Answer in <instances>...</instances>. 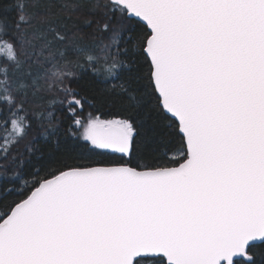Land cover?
Listing matches in <instances>:
<instances>
[{
  "label": "snow or ice",
  "instance_id": "1",
  "mask_svg": "<svg viewBox=\"0 0 264 264\" xmlns=\"http://www.w3.org/2000/svg\"><path fill=\"white\" fill-rule=\"evenodd\" d=\"M53 8L0 0V264H264V0Z\"/></svg>",
  "mask_w": 264,
  "mask_h": 264
},
{
  "label": "trees",
  "instance_id": "2",
  "mask_svg": "<svg viewBox=\"0 0 264 264\" xmlns=\"http://www.w3.org/2000/svg\"><path fill=\"white\" fill-rule=\"evenodd\" d=\"M20 2H21V0H5V3L8 4L10 11L17 3H20ZM43 2L52 4L54 6L53 10L58 11L62 5H64L65 3H71L72 0H43ZM14 15H15V13H13V16ZM73 87H76V85L74 84ZM97 106L100 107V105H97ZM33 107H39V101H37V103L34 104ZM101 111L107 113V112L113 111V110L110 109L109 107H101ZM20 151H23V144L20 146ZM168 155L173 156L174 152H170V153H168ZM29 171H30V169H25L24 175L27 176ZM20 183L22 184L23 181H21Z\"/></svg>",
  "mask_w": 264,
  "mask_h": 264
}]
</instances>
